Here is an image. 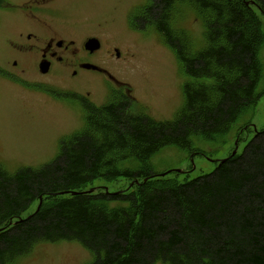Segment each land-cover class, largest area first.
Wrapping results in <instances>:
<instances>
[{"label": "trees", "instance_id": "1", "mask_svg": "<svg viewBox=\"0 0 264 264\" xmlns=\"http://www.w3.org/2000/svg\"><path fill=\"white\" fill-rule=\"evenodd\" d=\"M149 1L139 17L175 49L193 78L183 86V106L174 120L156 121L131 112L128 98L89 103L85 128L60 142L52 162L13 174L0 163V264L57 240L79 242L95 254L92 264H264V130L241 154L182 183L154 177L149 163L164 146L190 149L193 136L226 133L256 104L264 40L257 9L264 14V0H186L205 26V46L195 53L170 22L184 0ZM130 158L143 167H120ZM119 176L139 179L135 191L62 193ZM40 196L39 209L23 217Z\"/></svg>", "mask_w": 264, "mask_h": 264}, {"label": "rangeland", "instance_id": "2", "mask_svg": "<svg viewBox=\"0 0 264 264\" xmlns=\"http://www.w3.org/2000/svg\"><path fill=\"white\" fill-rule=\"evenodd\" d=\"M19 3L22 0H6ZM149 0H64L55 9L65 19L75 21L79 31H95L103 40L132 47L131 64L121 78L132 89L131 110L151 116L157 121L174 120L184 103L182 86L191 81L172 48L152 25L132 29L131 19ZM11 7H0V57L6 52L5 37L13 33L20 21L12 15ZM62 16V17H63ZM63 17V18H64ZM146 20V19H143ZM138 22L142 23L138 20ZM137 22V23H138ZM171 22L182 43L191 53L205 45L202 17L188 1L176 2ZM147 23V22H146ZM263 23V22H262ZM139 24V23H138ZM264 32V23L262 24ZM261 77L256 104L239 116L224 134L211 139L193 136L190 149L175 145L160 148L149 160L151 170L162 181L182 183L214 170L217 162L235 149L239 155L255 132L264 129V40L259 46ZM89 77V76H86ZM73 90L86 89L94 94L98 105L106 103V92L98 78H60ZM57 91L55 95L58 93ZM63 96L64 93L60 92ZM84 113L72 99L34 94L0 78V163L10 174L22 167H42L59 153V141L86 126ZM238 140V142H237ZM120 167L142 168L136 159L121 162ZM149 168V167H144ZM170 173H167L169 172ZM124 176L113 181L98 179L81 189L92 193L135 191V183ZM61 195L48 199L51 203ZM38 205L34 201L21 215L26 217ZM112 202L110 207L119 206ZM95 254L74 240L44 241L8 264H92ZM154 264H168L156 262Z\"/></svg>", "mask_w": 264, "mask_h": 264}, {"label": "flooded vegetation", "instance_id": "3", "mask_svg": "<svg viewBox=\"0 0 264 264\" xmlns=\"http://www.w3.org/2000/svg\"><path fill=\"white\" fill-rule=\"evenodd\" d=\"M64 0H25L11 4L20 23L6 35V52L0 57V78L26 90L46 93L51 85L71 94V98L87 115V106L94 102L90 92L73 90L60 78H98L106 92V100L132 101L130 87L121 78L131 64L132 47L103 40L95 31L77 29L75 21L63 18L52 8ZM136 19L132 29H141ZM96 37L98 47L86 46ZM89 76V77H86ZM94 95V94H93Z\"/></svg>", "mask_w": 264, "mask_h": 264}, {"label": "water", "instance_id": "4", "mask_svg": "<svg viewBox=\"0 0 264 264\" xmlns=\"http://www.w3.org/2000/svg\"><path fill=\"white\" fill-rule=\"evenodd\" d=\"M95 39H92L89 43H92L93 45L95 44ZM235 153V151L233 152V154ZM74 193V192H73ZM40 202H41V196H40Z\"/></svg>", "mask_w": 264, "mask_h": 264}]
</instances>
